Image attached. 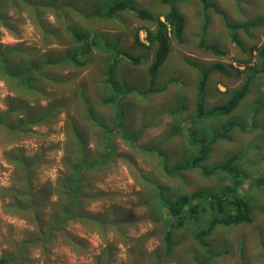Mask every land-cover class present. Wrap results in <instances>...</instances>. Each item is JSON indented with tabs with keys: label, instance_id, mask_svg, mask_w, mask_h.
Wrapping results in <instances>:
<instances>
[{
	"label": "rangeland",
	"instance_id": "rangeland-1",
	"mask_svg": "<svg viewBox=\"0 0 264 264\" xmlns=\"http://www.w3.org/2000/svg\"><path fill=\"white\" fill-rule=\"evenodd\" d=\"M172 1L184 17L183 42L170 39L169 52L151 82L148 66L153 50L146 46L143 30L138 31L143 45L135 43L134 34L137 27H154V22L138 18L135 12L163 14L169 8L163 0H28V6L16 0L19 8L12 0H3L0 259L7 262L0 264H197L192 260L199 251L193 233L206 227L209 218L186 211L185 225L175 231L178 243L168 253L163 230L179 216L158 205V186L172 196L197 188L225 195L222 187L230 185L229 175L220 170L202 173L193 167L170 176L162 160L168 167L190 161L196 152L188 142L191 133L209 138L227 119L238 121L244 130L235 126L229 139L214 142L203 164L211 170L237 154L242 180L228 195L232 202L236 195L247 201L251 221L214 226L208 242L216 254L206 264H264V178H260L264 176V70L255 48L264 40V0H210L224 11L228 22H254L246 29H230L209 7L204 42L215 44L223 52L220 56L198 44L204 22L200 1ZM111 3L124 7L108 14ZM34 4L37 11L32 10ZM231 32L236 34L233 41ZM73 51L81 65L67 59ZM123 52L139 61L131 62ZM46 58L50 62L43 66ZM20 59L33 63L28 88L10 74ZM248 59L249 65L239 64L238 60ZM112 61V81L120 92L123 115L119 125L117 120L113 129L105 130L115 120L114 106L102 101L111 91L104 71ZM215 61L226 64L230 73H209L205 108L225 103L247 73L254 74L253 81L228 114L195 118L201 68ZM13 154L25 159L28 170ZM82 157L89 164L79 170V186L83 192L89 190V196L84 195L77 210L88 219H66L62 227L70 236L67 241L60 233L44 241L60 199L56 183L69 170L66 163ZM16 171L19 177L28 173L38 198L35 207L22 214L7 213L2 207L3 201L11 200V189L18 187ZM235 206L231 203L229 211ZM34 212L45 233L37 230ZM99 219L103 226L92 227ZM33 235L43 243H28Z\"/></svg>",
	"mask_w": 264,
	"mask_h": 264
},
{
	"label": "trees",
	"instance_id": "trees-1",
	"mask_svg": "<svg viewBox=\"0 0 264 264\" xmlns=\"http://www.w3.org/2000/svg\"><path fill=\"white\" fill-rule=\"evenodd\" d=\"M163 1L168 3L169 8L165 13L159 14L158 16H153L152 13L145 9H138L135 12L138 18L154 22V27L150 25L137 27L134 34L135 43H137L138 45H143L144 43L139 40L138 37V31L143 30L145 32V40L147 42L146 46L152 48L153 50L152 60L148 66V74L151 82L153 81L157 71L159 70L161 64L164 62L165 57L169 52L170 39L173 38L179 43L183 42V30L185 26L184 17L172 0ZM199 1L201 3L204 22L201 27V37L198 44L199 46L206 49H211L216 55L220 56L223 52L219 50L215 46V44L209 46L204 42V35L209 22V7H212L214 9V12L218 14L222 19H224L226 25L230 29L239 27L245 28V26H247L248 24H254V22H248L247 24L230 23L227 21L224 11L218 7L215 1ZM12 2L17 5V7L20 6L16 2V0H12ZM21 2L24 3V5L28 6V0H21ZM2 4L3 0H0V17L3 16V14L1 15ZM31 6L33 11L38 10L37 5L34 4ZM123 7L124 6L122 3H111L107 13L110 14L111 12L117 9H122ZM36 18H38V15L36 16ZM74 35L77 38H80L79 35ZM230 35L232 41L236 39L235 33L231 32ZM255 48L257 49V55L262 58L261 69L264 70V40L258 47ZM123 54L133 63H137L139 61L138 57H135L127 52H123ZM77 56L78 55H76L73 51L69 53L67 59L69 61H72L74 64L76 63L78 65H81L82 61ZM20 60V64L16 63L15 69L11 71L10 74L14 78H16V80H18L23 87L28 88V79L30 77L29 72H31L29 71V69L33 67V63H28V61L22 59ZM238 61L239 64H242L244 67L250 64L249 59ZM49 62V58H46V62L43 66H47ZM112 64L113 61L107 65L104 71V81L110 86L111 91L104 97L102 101L105 104H111L114 106L115 120L112 126L105 128V130L113 129L114 124L117 120H119V125L120 119L123 115V110L119 102L120 92L117 88V85L112 81ZM3 67L7 69L6 66ZM212 71H218L224 75H229L230 73V70L228 69L226 64L220 61L211 62L210 64L205 65L201 68V75L196 90L195 118H217L219 116L228 114L236 107L238 102L248 92L254 78L253 73H247L242 82H240V85H237L238 87L230 93L225 103L214 104L210 108H205V84L209 73ZM238 72L240 73V70ZM1 122L2 117L0 116V123ZM235 126L241 130H244L243 125L238 123V121L227 119L214 128L213 134L209 138L197 137L195 133H191L188 142L196 146V152L188 162L184 161L168 167L165 160H162V168L164 172L170 176L179 175L187 169L197 167L202 171V173H210L212 172V170H220L221 172L228 174L231 181L230 185H224L222 187L225 195H219V193L214 190L210 191L202 188H197L191 191H182L172 196L168 193H165L162 185L158 186V193L156 196L158 205L162 208L167 209L169 214L179 216L178 220L167 222V224L165 225V229L163 230L162 242L168 253L171 251L173 245L178 243V240L175 239L174 235L176 230H179L185 225V222L182 218L186 211H191V213L194 214L202 213L209 218L207 219L206 227L195 229V232L193 233L194 239L199 245V251L193 255L192 260H194V262L197 264H206L209 259L216 254L211 250L210 243L208 242V237L210 236L211 231L214 229V226L251 221L249 211L250 207L247 201L236 195L234 202H232L231 197H229L228 195L229 191L235 192L237 190V187L242 180V169L239 165H236L237 154H230L223 162H220L213 166L211 170L205 168L203 164L210 151L211 145L218 139H229V133ZM80 137H82L81 133L78 132L77 139L79 140ZM79 152L81 154V149ZM12 158L20 162L23 165L24 169H27L26 161L23 157L18 154H13ZM82 159L83 157L79 160V162L77 159H73V163L71 161H68L66 163V166L69 168V170L67 172H64L63 177H61V179H59L56 183V189H58L60 199L54 204V209L50 217L51 222L53 223L50 226H46L47 230L45 231L46 236H44V241H47L48 237L50 239L51 236H56L58 233L61 234V240L67 241L66 239H70V236L66 233V231H64V227H62L64 226L66 219H88V216H86L85 213L77 210L78 204L82 202V200H84V195L86 194L87 196H89V190H86V192L84 191V193L82 188L79 186V182H81L82 180L79 170L85 169L89 164V162H84V159ZM17 173L18 172L16 171L15 175H17ZM260 178H264V176H261ZM22 180L23 182H21ZM14 182L19 183V188L16 187L11 189V192L9 194L11 196V200L6 203H4L3 201L2 207L7 213L22 214L24 211L31 210L33 207H35L36 200H38V198L35 197V192L32 191V188L30 186V176H28V173H23V177H19L17 175L14 178ZM260 183H263V181ZM2 194H5V192L3 191ZM231 203H235L236 205L233 212L229 211ZM34 213L38 218L35 219L36 221H38L37 230L39 232H44L43 227H41V223H39V214L37 212ZM94 225L103 226V223L101 222V219H99L98 222L96 221L91 224L92 227ZM32 241H39L43 243L42 239H38L35 235L28 238V243H33ZM0 262L5 263L7 262V260L3 257L2 259H0Z\"/></svg>",
	"mask_w": 264,
	"mask_h": 264
},
{
	"label": "bare ground",
	"instance_id": "bare-ground-1",
	"mask_svg": "<svg viewBox=\"0 0 264 264\" xmlns=\"http://www.w3.org/2000/svg\"><path fill=\"white\" fill-rule=\"evenodd\" d=\"M141 143V142H140ZM251 232V231H250Z\"/></svg>",
	"mask_w": 264,
	"mask_h": 264
}]
</instances>
